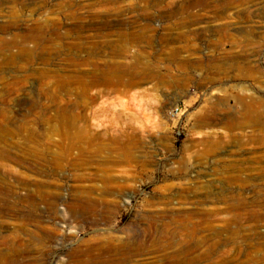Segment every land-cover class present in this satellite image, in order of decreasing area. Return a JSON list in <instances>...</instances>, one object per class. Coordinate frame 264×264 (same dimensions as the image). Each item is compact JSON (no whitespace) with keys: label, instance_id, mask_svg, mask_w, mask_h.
Masks as SVG:
<instances>
[{"label":"rangeland","instance_id":"obj_1","mask_svg":"<svg viewBox=\"0 0 264 264\" xmlns=\"http://www.w3.org/2000/svg\"><path fill=\"white\" fill-rule=\"evenodd\" d=\"M15 13L57 26L33 57L0 34V264H264V108L225 129L264 103V0Z\"/></svg>","mask_w":264,"mask_h":264},{"label":"bare ground","instance_id":"obj_2","mask_svg":"<svg viewBox=\"0 0 264 264\" xmlns=\"http://www.w3.org/2000/svg\"><path fill=\"white\" fill-rule=\"evenodd\" d=\"M22 20V16L18 13H15L11 20L6 22L5 24H0V34H8L11 35L10 38H2V43L5 44V47L8 49L15 48L17 51L16 54L21 57H33L35 54V50H31L28 47V44H33L34 47H37L39 45L40 40L42 39V30L44 25H48L51 22L45 21L44 24H41L40 22H34L31 23V21H28L30 25L24 26L26 29L24 31H20L18 33H13L15 29L19 28V25L22 27L23 24L19 23ZM49 26V25H48ZM51 26L56 27V23H51ZM237 102L242 105V111H243V122L242 123H236L234 120H230L227 124L228 128L225 127L228 131L232 132L236 129H241L244 126H248L249 124H253V122H257L258 115L260 113L256 114V108L257 106L264 108V103L261 102V100H254L251 99L250 102H244L243 99H238ZM262 113V112H261ZM256 114V115H255ZM215 114L212 111V108H208L202 119L199 120L200 126L203 127H210V126H217L219 124ZM259 123V122H257ZM260 124V123H259ZM209 141V137H207V140ZM218 147V145H215Z\"/></svg>","mask_w":264,"mask_h":264}]
</instances>
